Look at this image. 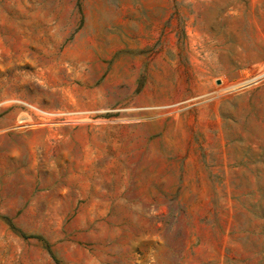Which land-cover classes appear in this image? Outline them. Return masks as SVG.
<instances>
[{"label": "rangeland", "instance_id": "1", "mask_svg": "<svg viewBox=\"0 0 264 264\" xmlns=\"http://www.w3.org/2000/svg\"><path fill=\"white\" fill-rule=\"evenodd\" d=\"M0 264H264V0H0Z\"/></svg>", "mask_w": 264, "mask_h": 264}]
</instances>
